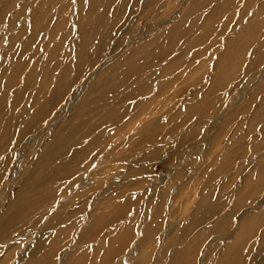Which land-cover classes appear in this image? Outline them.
Instances as JSON below:
<instances>
[{
	"label": "rangeland",
	"instance_id": "rangeland-1",
	"mask_svg": "<svg viewBox=\"0 0 264 264\" xmlns=\"http://www.w3.org/2000/svg\"><path fill=\"white\" fill-rule=\"evenodd\" d=\"M17 63L0 213L41 195L0 264L53 229L56 264H264V0H0Z\"/></svg>",
	"mask_w": 264,
	"mask_h": 264
},
{
	"label": "bare ground",
	"instance_id": "bare-ground-1",
	"mask_svg": "<svg viewBox=\"0 0 264 264\" xmlns=\"http://www.w3.org/2000/svg\"><path fill=\"white\" fill-rule=\"evenodd\" d=\"M10 72L13 73V78H10L9 81L5 80V82H2L3 86H2V89H0L1 90L0 91V154L10 149L9 146L12 144L13 139L8 137L9 128L11 125V118L10 116L8 117V113H10L11 111L15 109V106H17L16 105L17 100L21 96V93H22V90H17L15 92L13 91V93L11 92L12 87L14 85H17L16 81L19 80V82H22V79H23V77L21 76V73L19 75L20 64L18 63L13 64V66L10 68ZM9 95L12 96V98L10 99L8 103L7 97H9ZM260 172H261V169L258 170V173ZM40 184H41V181L40 180L38 181V178L34 179L30 184L29 182L25 181L21 184L22 187H19L16 191H14V193H16L14 194L15 198L10 204L5 206V209L0 213V238L3 236L4 237L10 236V233H11L10 227L14 228L15 226L19 224L22 225L23 222L24 223L27 222L26 216L31 214L32 209L34 208V205H35L34 203L39 201L41 192H39L38 187ZM246 186L249 187L247 180H246ZM244 190L245 188L242 189V193L244 192ZM29 191H32V192L29 193ZM238 193L241 194L240 192ZM32 216H35L34 219H36L39 216V212H36V213L33 212ZM6 224H9L8 227ZM62 231H63L62 229L61 231L59 230V232L61 233ZM52 232H55V234H53L50 237L48 246L45 245V242L42 240V238H39V237L37 238L34 244L35 245V247L33 248L34 250L28 253L29 255L22 261V264H56L57 259L55 258V261H54L51 258V255H52L51 253L57 248V238L59 234H58V231L56 232L55 229H53ZM56 252L57 250L54 252V255L56 254ZM85 255H86L85 253L83 254H79L77 252L72 253L69 256L67 262L65 261L66 263H63V264H78ZM56 257H59V256H56Z\"/></svg>",
	"mask_w": 264,
	"mask_h": 264
}]
</instances>
